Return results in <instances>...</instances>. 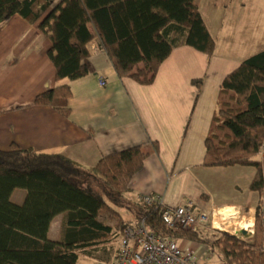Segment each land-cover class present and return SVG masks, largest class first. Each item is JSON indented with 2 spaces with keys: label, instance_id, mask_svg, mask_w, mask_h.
I'll return each mask as SVG.
<instances>
[{
  "label": "trees",
  "instance_id": "obj_1",
  "mask_svg": "<svg viewBox=\"0 0 264 264\" xmlns=\"http://www.w3.org/2000/svg\"><path fill=\"white\" fill-rule=\"evenodd\" d=\"M194 1L0 0V25L14 15L31 24L39 22L40 32L51 44L48 58L57 86L36 96L33 105L53 108L68 118L72 93L62 82L88 75L84 62L95 37L116 77L142 86L153 84L174 48L187 46L210 60L215 41ZM192 83L201 85L202 80ZM152 145L158 152L157 143ZM203 145L201 166L253 167L250 189L262 196L264 50L222 79ZM147 156L136 146L84 168L61 155L36 154L16 146L0 151V264H77L81 254L114 243L126 228L141 222L151 234L206 246L221 264H264L260 206L253 237L246 242L223 232L207 240L189 230L169 229L161 220L162 205L130 200V181ZM15 190L26 192L20 205L11 201ZM63 213L62 239L51 241L50 224Z\"/></svg>",
  "mask_w": 264,
  "mask_h": 264
},
{
  "label": "crops",
  "instance_id": "obj_2",
  "mask_svg": "<svg viewBox=\"0 0 264 264\" xmlns=\"http://www.w3.org/2000/svg\"><path fill=\"white\" fill-rule=\"evenodd\" d=\"M196 6L215 41L210 60L190 47L174 48L153 84L142 86L116 77L95 37L84 62L88 75L62 82L72 93L68 118L53 108L33 105L36 96L57 86L48 58L51 44L40 32L39 22L31 24L14 15L2 23L0 151L16 146L36 154L61 155L92 168L104 156L137 146L148 156L130 181V200L157 197L171 207L191 201L195 210L207 212L234 208L238 217L246 213L254 224L261 206V195L250 189L255 168L201 164L222 79L264 50V0H208L207 18ZM195 80H202L201 85L193 84ZM263 156L259 159L264 177ZM25 195L24 190H15L11 201L20 205ZM65 220L64 213L52 220L49 240L62 239ZM177 244L203 258L210 254L195 242ZM115 247L116 241L94 247L81 254L77 264H109Z\"/></svg>",
  "mask_w": 264,
  "mask_h": 264
},
{
  "label": "built area",
  "instance_id": "obj_3",
  "mask_svg": "<svg viewBox=\"0 0 264 264\" xmlns=\"http://www.w3.org/2000/svg\"><path fill=\"white\" fill-rule=\"evenodd\" d=\"M101 86L104 82L101 81ZM264 147L260 155H263ZM146 204L157 202L163 206L161 220L172 230H189L194 233H204L213 230L215 210H195L191 201H185L179 206L171 207L161 204L157 197H144ZM260 216L264 227V192L261 196ZM241 232V231H239ZM243 232H245L243 234ZM241 236L251 238L254 225L250 232L242 231ZM212 254L200 257L189 250H183L172 238H165L147 232L143 222L128 227L116 240V247L109 264H211Z\"/></svg>",
  "mask_w": 264,
  "mask_h": 264
},
{
  "label": "bare ground",
  "instance_id": "obj_4",
  "mask_svg": "<svg viewBox=\"0 0 264 264\" xmlns=\"http://www.w3.org/2000/svg\"><path fill=\"white\" fill-rule=\"evenodd\" d=\"M238 219V213L234 208H220L216 211L214 218H213V228L225 231L228 233H239V231H248L250 232L253 228L252 220L246 216L242 218L241 225L239 228H236L232 225H226L229 220ZM240 224V223H239Z\"/></svg>",
  "mask_w": 264,
  "mask_h": 264
},
{
  "label": "rangeland",
  "instance_id": "obj_5",
  "mask_svg": "<svg viewBox=\"0 0 264 264\" xmlns=\"http://www.w3.org/2000/svg\"><path fill=\"white\" fill-rule=\"evenodd\" d=\"M195 4L200 7V10L202 11L204 17L207 18V15H209V10L208 9H210V8H208V0H195ZM263 153H264V150H263ZM15 203L18 204V202H15ZM244 215H243V217H246L247 216V215H245V216ZM124 217L125 218H128L127 215H125ZM241 221H242V218H241V215H240V217H238V219L236 218L234 220L233 219L232 220H229L226 225H232V226H234L236 228H239V226L241 225ZM221 232L230 234V235L235 236L236 238H238V239H240L242 241H246V242L251 241V239L253 237L252 236L251 238H247V237L241 236L240 233L242 231L239 232V233L234 234V233H228V232H225V231H220V230H217V229H213V230L211 229V230L206 231V232L201 233V234L203 235V237L205 239H207V240H210V239L213 240L215 238H218L220 236V233ZM177 243H180V241H178ZM210 260H211V262H210L211 264H221L220 260H218L214 255H212V258Z\"/></svg>",
  "mask_w": 264,
  "mask_h": 264
},
{
  "label": "water",
  "instance_id": "obj_6",
  "mask_svg": "<svg viewBox=\"0 0 264 264\" xmlns=\"http://www.w3.org/2000/svg\"><path fill=\"white\" fill-rule=\"evenodd\" d=\"M245 232H243V234H244Z\"/></svg>",
  "mask_w": 264,
  "mask_h": 264
}]
</instances>
